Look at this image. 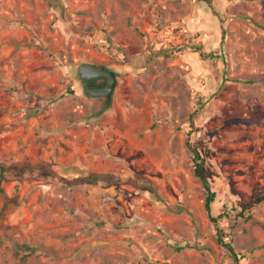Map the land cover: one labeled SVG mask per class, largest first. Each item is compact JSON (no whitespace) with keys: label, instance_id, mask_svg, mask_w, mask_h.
I'll return each instance as SVG.
<instances>
[{"label":"rangeland","instance_id":"1","mask_svg":"<svg viewBox=\"0 0 264 264\" xmlns=\"http://www.w3.org/2000/svg\"><path fill=\"white\" fill-rule=\"evenodd\" d=\"M190 147L211 216L263 190L264 0H0V162L51 170L1 182L0 264H264V201L212 222Z\"/></svg>","mask_w":264,"mask_h":264},{"label":"trees","instance_id":"2","mask_svg":"<svg viewBox=\"0 0 264 264\" xmlns=\"http://www.w3.org/2000/svg\"><path fill=\"white\" fill-rule=\"evenodd\" d=\"M222 37H223V35H222ZM221 53H222V51L220 48H218V50L211 51L208 53H204L201 51L199 52V54L203 58L220 59L224 64H226V58ZM82 83H84L83 85H103L104 84V78H94L89 82H85L82 80ZM190 151L192 154L191 162H192V166H193L194 175L202 183V186H203L204 191H205L204 208H205L207 215L210 218V220L212 222H216L223 215H226L227 213H231V211H233V212L237 211L236 205L232 204L230 206V208L226 211L225 214H219L216 217L211 216L210 205H211V202L214 200L215 192L212 191L210 186H209V183H208L207 177H206V172L203 168V160H202L199 152L193 147H190ZM33 170H46L47 172H51V170H50V168H48V166H46L45 164L40 163V162L35 163V164L27 162V161L14 162V163H9V164H5L3 162H0V184L2 181L7 180V179L25 178L26 174L30 171H33ZM83 181L86 184L95 185L98 183L109 184V183L114 182V179H113L112 175L107 174V173H88L83 177ZM0 192H2L1 186H0ZM262 201H264V187H263V190L261 192L255 193L254 195H252L249 202H247L246 204L239 205L240 210H238L235 213V216L241 217L244 219H248L251 216V209ZM216 226H217V230L220 231V227L218 225H216ZM218 236H219V234H218ZM218 241L222 245L228 247L229 250L231 251V253L234 255L235 260H237V255H235L234 252L232 251L231 244L224 242L220 237L218 238ZM23 246L33 249L32 246H28L26 244H23ZM175 246L177 249L180 248V246L178 244ZM262 246H264V245H262Z\"/></svg>","mask_w":264,"mask_h":264},{"label":"water","instance_id":"3","mask_svg":"<svg viewBox=\"0 0 264 264\" xmlns=\"http://www.w3.org/2000/svg\"><path fill=\"white\" fill-rule=\"evenodd\" d=\"M80 79L89 82L94 78H104L103 85H86L84 90L93 97H103L106 103L112 98L116 86V74L112 69L96 63L84 62L78 65ZM170 242L173 243L171 240Z\"/></svg>","mask_w":264,"mask_h":264},{"label":"flooded vegetation","instance_id":"4","mask_svg":"<svg viewBox=\"0 0 264 264\" xmlns=\"http://www.w3.org/2000/svg\"><path fill=\"white\" fill-rule=\"evenodd\" d=\"M84 84V83H83ZM86 85H84V87H85Z\"/></svg>","mask_w":264,"mask_h":264}]
</instances>
